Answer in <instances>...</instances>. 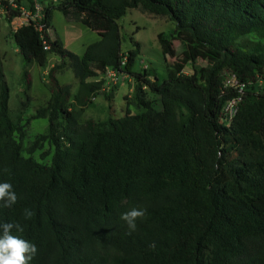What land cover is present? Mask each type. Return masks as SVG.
Instances as JSON below:
<instances>
[{
  "label": "trees",
  "instance_id": "16d2710c",
  "mask_svg": "<svg viewBox=\"0 0 264 264\" xmlns=\"http://www.w3.org/2000/svg\"><path fill=\"white\" fill-rule=\"evenodd\" d=\"M25 1L35 15V0H0L8 23ZM132 8L175 23L183 50L162 81L136 69L140 41L123 51L119 20ZM55 9L101 38L82 55L69 50L51 35ZM12 36L26 65L60 58L52 95L31 117L48 119L47 132L28 156L0 61V182L17 194L0 223H19L13 234L37 246L29 264H264V90L253 85L264 81V0H63ZM199 57L207 67L186 73ZM67 66L79 79L74 95L57 76ZM108 67L134 79L140 112L81 124ZM229 71L253 84L228 123L224 107L238 94L224 87ZM23 79L30 84L28 71ZM45 144L52 152L35 159ZM132 208L145 215L129 235L121 215Z\"/></svg>",
  "mask_w": 264,
  "mask_h": 264
},
{
  "label": "rangeland",
  "instance_id": "374dc122",
  "mask_svg": "<svg viewBox=\"0 0 264 264\" xmlns=\"http://www.w3.org/2000/svg\"><path fill=\"white\" fill-rule=\"evenodd\" d=\"M37 13L31 15L29 3L24 2V15L15 18L11 23L6 20V14L3 9L0 10V61L5 74L6 81L10 88V113L15 122L24 126V153L29 155V149L37 137V135L46 133L48 128V119L37 118L32 119V115L36 113L38 108L44 107L52 95L51 81L49 71L51 67L60 62V58L56 55H50L46 66H40L33 62L28 65L24 64L22 55L13 39L12 33L18 27L29 22V17L41 16L45 8L50 5H58L63 0H35ZM121 32L123 35L122 48L127 51L133 47L132 38L138 40L142 46V53L136 64V69L147 70L149 75L153 77L157 75L160 80L167 78L171 71L170 65L175 62L183 50L180 40L174 38L175 23L168 17L156 15L142 11L139 8L129 9L127 14L119 20ZM162 33L167 41L165 47L159 41L158 35ZM51 35L60 37L68 44V49L80 53L82 52V44L85 42H93L97 37V33L90 28L82 25L77 20H69L58 9L53 10V22ZM248 39L252 40V37ZM67 40V41H66ZM193 65L205 69L208 60L201 57L197 58L195 63L187 64L185 72L191 74ZM24 71H28L30 75V84L28 85L24 79ZM59 80L63 84L71 86L72 94H76L79 86V79L76 77L73 69L67 66L61 73L57 74ZM105 79L103 89L93 98L94 103L88 105L81 115L79 122L86 123L89 119L95 121H105L110 116L122 117L128 111L136 114L140 110L134 102L135 81L125 74H119L118 79L111 81L100 75L97 79ZM92 80V79H91ZM258 91L264 90V81H259ZM144 90L147 95L156 101L157 107L161 104L158 97L153 94L146 86ZM112 96L111 100H107V95ZM48 144H45L43 150H38L32 156L41 160V153L48 150L52 152ZM44 162H50L48 156Z\"/></svg>",
  "mask_w": 264,
  "mask_h": 264
},
{
  "label": "clouds",
  "instance_id": "9594fccd",
  "mask_svg": "<svg viewBox=\"0 0 264 264\" xmlns=\"http://www.w3.org/2000/svg\"><path fill=\"white\" fill-rule=\"evenodd\" d=\"M17 202V194L13 185L7 181L0 182V208H10ZM145 210L132 208L123 213L121 219L126 223L128 234L136 230L137 218L143 217ZM32 212L25 209L24 217L31 218ZM16 233H22L23 227L19 223H0V264H29L37 254V246L20 238Z\"/></svg>",
  "mask_w": 264,
  "mask_h": 264
},
{
  "label": "built area",
  "instance_id": "2783aa9c",
  "mask_svg": "<svg viewBox=\"0 0 264 264\" xmlns=\"http://www.w3.org/2000/svg\"><path fill=\"white\" fill-rule=\"evenodd\" d=\"M49 46L47 45L46 48H48ZM105 75V77L111 81H115L118 79L119 73L114 70L113 68L108 67L106 69V72L103 74ZM258 80V83H260ZM258 83H246V82H242L240 81L237 76L235 75V73L233 72H227L226 74V78L224 81V87L225 88H233L237 91V96L234 97L233 99L229 100L225 107H224V115L226 117V122H230L234 116L236 115L238 108H239V104L241 101H243V97L245 95V93L247 92V90H249V87L251 88L252 84L257 87ZM257 90V89H255ZM258 92V90H257Z\"/></svg>",
  "mask_w": 264,
  "mask_h": 264
},
{
  "label": "crops",
  "instance_id": "0c3cea01",
  "mask_svg": "<svg viewBox=\"0 0 264 264\" xmlns=\"http://www.w3.org/2000/svg\"><path fill=\"white\" fill-rule=\"evenodd\" d=\"M97 33V32H96ZM101 37L98 35V33H97V37H95L94 39H93V42L91 41V42H85V43H83L82 44V52H80L79 53V55H82L85 51H86V49H87V47L91 44V43H94V42H96V41H98L99 39H100ZM67 41V40H66ZM64 42V41H63ZM64 45H65V47L67 48L68 47V44H67V42L65 43L64 42ZM70 50V49H69ZM72 51V50H71ZM74 52V51H73ZM76 53V52H75ZM78 54V53H77Z\"/></svg>",
  "mask_w": 264,
  "mask_h": 264
}]
</instances>
